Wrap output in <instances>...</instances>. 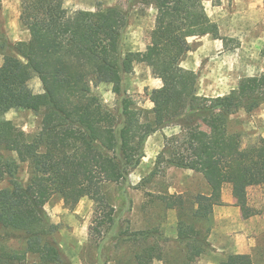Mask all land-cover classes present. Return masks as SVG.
<instances>
[{
  "label": "trees",
  "instance_id": "1",
  "mask_svg": "<svg viewBox=\"0 0 264 264\" xmlns=\"http://www.w3.org/2000/svg\"><path fill=\"white\" fill-rule=\"evenodd\" d=\"M138 1L129 0L127 10L116 5L70 10L64 0L21 1L20 21L35 43L17 42L14 50L24 61L6 56L0 64V147L12 155L0 152V178L9 179L0 189V227L19 232L25 248L20 254L2 250L0 264L22 263L27 255L37 256V264H72L54 237L57 225L44 210L54 195L67 207L85 196L96 201L102 213L98 223L109 226L110 238L134 241L136 263L151 264L157 247L145 243L159 231L122 229L102 187L127 182L145 155L147 138L172 124L180 132L162 150L160 155H170L162 161L195 168L210 188L209 194L197 193L187 203L182 194L159 195L166 208L178 210L177 238L186 248L182 264H192L209 246L213 207L225 204V184L244 218L257 214L246 205L245 194L250 186L264 185V136L252 151L240 154V137L228 131L226 117L264 102V76L243 77L224 95L199 96L197 72L181 61L190 37L218 29L204 0H140L155 9L154 25L144 50L125 51L129 9ZM134 63H144L161 80L149 94L150 109L133 107L124 94L123 77ZM31 73L39 78L42 92L28 86ZM92 80L111 84L121 96L119 112L104 108L91 94ZM12 108L40 113L39 131L31 135L7 121L4 114ZM20 163L29 166L27 181L18 176ZM202 222H207L203 231L195 227ZM108 260L109 250L100 244L96 262ZM219 264L253 263L235 255Z\"/></svg>",
  "mask_w": 264,
  "mask_h": 264
},
{
  "label": "rangeland",
  "instance_id": "2",
  "mask_svg": "<svg viewBox=\"0 0 264 264\" xmlns=\"http://www.w3.org/2000/svg\"><path fill=\"white\" fill-rule=\"evenodd\" d=\"M21 1L1 0L0 64L6 56H16L24 61L14 50V44L17 42L35 43L34 37L20 21ZM128 2L129 0H64V6L70 10H97L116 5L127 10ZM204 5L218 29L204 36L190 37V49L181 61L182 66L198 74L197 94L224 95L235 88L243 77L264 76L262 0H220L219 4L204 0ZM155 13L152 6L143 4L140 0L129 9L125 51L146 48ZM58 54L59 49L56 51L57 57ZM160 81L144 63H134L132 71L123 77L124 94L129 97L133 107L150 109L152 103L149 101V94L153 88L161 85ZM27 84L33 92L39 93L43 90L39 78L34 73L30 74ZM90 91L98 97L104 108L116 113L120 111L121 96L112 91L110 83L92 80ZM4 118L33 135L41 127L42 115L29 109L12 108L4 114ZM226 121L228 131L240 137L239 153L247 154L257 146L260 137L264 136V102L251 110L240 108L227 115ZM179 132V125L172 124L152 133L145 142V155L139 165L131 171L128 181L106 183L102 187L107 202L118 211V224L122 229L127 227L129 231H151L155 228L159 231V235L148 236L145 243L157 247L158 254L151 264H182L186 254L185 243L177 238L178 210L166 208L159 195L178 194L183 191L182 195L187 203L195 194L207 189L202 174L195 168H178L162 161L170 157L168 154L160 155L162 150L168 142L172 143L173 137ZM0 152L7 157L12 156L1 147ZM18 176L27 181V163L19 164ZM8 183V178H0V189ZM228 187L231 188L228 184L223 186V194L229 192ZM235 201L237 204L236 199ZM245 203L257 211L258 215V218L250 222L252 235L258 241L254 263L264 264V185L250 186L245 194ZM44 210L50 221L57 225L54 237L62 254L72 264H97L100 244L109 250L107 264H137L134 256L137 247L134 241L110 238L109 226L99 225L102 213L96 201L85 196L75 206L67 207L58 195H54L46 202ZM182 216L190 222L185 215ZM231 217H234V213H231ZM206 223L196 224L195 227L203 231ZM220 223V231L215 232V238H219L216 245L222 248L225 238L222 233L229 229L232 232L238 231V227H234V221L231 228L221 226L226 224L224 220ZM24 248L25 240L19 232L5 231L0 227V252L5 249L10 253L20 254ZM206 250L224 252L226 256L221 259L215 256L218 262L233 256L227 247L216 251V248L210 247L209 244L203 252ZM37 261V256L27 255L24 262L18 263L15 260L14 264H37ZM192 264H198L197 258Z\"/></svg>",
  "mask_w": 264,
  "mask_h": 264
},
{
  "label": "crops",
  "instance_id": "3",
  "mask_svg": "<svg viewBox=\"0 0 264 264\" xmlns=\"http://www.w3.org/2000/svg\"><path fill=\"white\" fill-rule=\"evenodd\" d=\"M161 82V81H160ZM206 182V181H205ZM207 185V189L204 194H209L210 188ZM229 192L225 195L222 193V200L225 202L224 205H216L213 207L211 223L212 226L210 227V231L207 234V242L210 244V247L216 248V251L224 250V247H227L228 252H231L233 256L242 255L250 257V260L254 263L255 258V248L258 245V241L256 237L252 235L253 228L250 225L252 220L258 218V215H252L250 217L244 218L241 213L240 206L235 204V196L231 191V188L228 187ZM183 191L178 192V194H182ZM228 211V212H227ZM231 213H234V217H231ZM223 214V216L221 215ZM222 220L226 222L225 227H232L233 221L236 223L234 227H238V231H230L227 230L222 233L225 237L222 241L221 247L216 245V242L219 241V238H215V232L220 231V223ZM258 235V232L255 231ZM256 235V236H257ZM211 249V248H210ZM226 252V253H228ZM215 256H219L218 259H221L226 256L224 252H215L212 250L205 251L200 256L197 257L198 264H218V259ZM217 259V261H216Z\"/></svg>",
  "mask_w": 264,
  "mask_h": 264
}]
</instances>
